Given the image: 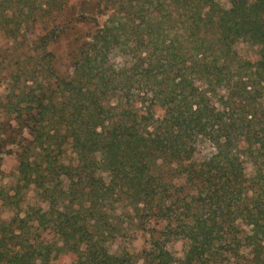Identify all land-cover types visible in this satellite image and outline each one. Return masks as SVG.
<instances>
[{
  "label": "trees",
  "instance_id": "obj_1",
  "mask_svg": "<svg viewBox=\"0 0 264 264\" xmlns=\"http://www.w3.org/2000/svg\"><path fill=\"white\" fill-rule=\"evenodd\" d=\"M227 2L0 0V155L45 206L0 264H264V0Z\"/></svg>",
  "mask_w": 264,
  "mask_h": 264
},
{
  "label": "rangeland",
  "instance_id": "obj_2",
  "mask_svg": "<svg viewBox=\"0 0 264 264\" xmlns=\"http://www.w3.org/2000/svg\"><path fill=\"white\" fill-rule=\"evenodd\" d=\"M73 2V0H69ZM221 7L228 8L227 0H217ZM36 33L37 30H35ZM31 38V37H30ZM27 45L23 46V49L27 47ZM11 41L4 40L0 36V49H10ZM237 50L241 55H246L251 53L250 49L244 45H238ZM52 52L58 59L59 70L64 74H69L70 69L68 67V63L63 59L64 54V45L63 43H59L52 48ZM116 63H120L119 58L112 59ZM0 83V95L3 92V85ZM10 149V147H8ZM7 148V149H8ZM14 149V148H13ZM205 151L204 148H201V152ZM250 172V168H246V174ZM0 189L7 193L8 195H13L15 191L18 192L17 198L13 201H2L0 200V221L9 220L14 214H18V216L23 217L25 214L30 213L32 209L41 208L44 209L45 206L42 202L39 201L35 197L33 188L23 187L16 180V160L15 156L12 153H2L0 155ZM13 203V204H12ZM128 227V226H126ZM124 246V247H123ZM145 246V237L140 232H137L132 237L131 241H122V239L110 244V251H115L117 248H126L132 253H134L137 257L140 254V251ZM166 249L172 254V256L176 259L182 256V252L184 249V242L182 240H175L166 245ZM67 258V257H64ZM66 259L62 262L64 263ZM67 262V261H66ZM140 263V262H139Z\"/></svg>",
  "mask_w": 264,
  "mask_h": 264
}]
</instances>
